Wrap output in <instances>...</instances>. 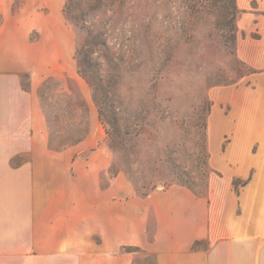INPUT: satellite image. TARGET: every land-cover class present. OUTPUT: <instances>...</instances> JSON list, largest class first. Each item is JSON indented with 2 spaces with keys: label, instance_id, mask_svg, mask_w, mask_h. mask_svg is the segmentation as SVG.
<instances>
[{
  "label": "rangeland",
  "instance_id": "rangeland-1",
  "mask_svg": "<svg viewBox=\"0 0 264 264\" xmlns=\"http://www.w3.org/2000/svg\"><path fill=\"white\" fill-rule=\"evenodd\" d=\"M9 1L17 73L35 99V141L91 156L94 171L78 168L73 181L79 250L95 244L98 252L123 224L134 236L153 189L181 185L204 196L211 184L238 192L250 179L264 143V125L251 124L264 117V0H235L234 55L224 46L226 0ZM93 184L95 204L86 207ZM153 225L149 214V239ZM119 254L115 264H155L133 244L111 259ZM92 259L78 258L106 264Z\"/></svg>",
  "mask_w": 264,
  "mask_h": 264
},
{
  "label": "crops",
  "instance_id": "crops-1",
  "mask_svg": "<svg viewBox=\"0 0 264 264\" xmlns=\"http://www.w3.org/2000/svg\"><path fill=\"white\" fill-rule=\"evenodd\" d=\"M5 2L0 25V264H64L70 257L79 264L81 256L115 264L125 255L111 257L125 244L146 248L155 264H264V143L258 166L238 192L229 182L211 184L204 196L181 185L153 189L145 196L146 210L143 205L137 212L145 220L134 236L127 237L123 224L98 252L95 244L79 250L74 219L81 189L73 181L78 168L88 175L94 171L91 156L49 151L35 141V99L21 86L14 25L11 38L9 30L13 15L10 1ZM251 124L264 125V117ZM15 159L24 162L17 165ZM90 189L92 200L82 203L86 207L95 204V185H87ZM149 214L154 222L150 239ZM85 232L90 234L89 226Z\"/></svg>",
  "mask_w": 264,
  "mask_h": 264
},
{
  "label": "trees",
  "instance_id": "trees-1",
  "mask_svg": "<svg viewBox=\"0 0 264 264\" xmlns=\"http://www.w3.org/2000/svg\"><path fill=\"white\" fill-rule=\"evenodd\" d=\"M224 1V0H222ZM228 2L226 10L221 14V25L225 30L224 46L231 55H234V41L236 38L235 19L238 14V9L235 0H226Z\"/></svg>",
  "mask_w": 264,
  "mask_h": 264
}]
</instances>
